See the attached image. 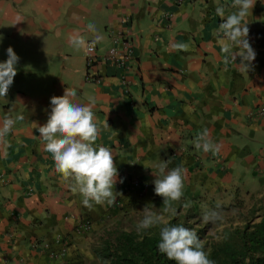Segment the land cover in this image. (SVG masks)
<instances>
[{"label":"crops","instance_id":"obj_1","mask_svg":"<svg viewBox=\"0 0 264 264\" xmlns=\"http://www.w3.org/2000/svg\"><path fill=\"white\" fill-rule=\"evenodd\" d=\"M232 3L0 0V62L9 46L19 57L7 96L0 97V126L5 117L15 120L0 138V264H81L90 239L76 232L81 220L91 221L93 234L129 231L144 207L167 218L153 183L163 160L185 170L174 207L198 196L217 201L264 192V114L257 113L264 108V0L245 18L256 53L248 72L238 60L224 63L217 39L215 9L228 14ZM126 28L134 44L126 67L99 58L86 70L87 41H96L102 55ZM77 35L84 40L79 48L70 42ZM94 74L99 80L86 78ZM65 90H75L73 102L92 104L100 127L94 147L114 155L118 193L111 205L86 208L32 128V121L46 123L50 98ZM204 130L220 146L215 155L194 146Z\"/></svg>","mask_w":264,"mask_h":264},{"label":"clouds","instance_id":"obj_2","mask_svg":"<svg viewBox=\"0 0 264 264\" xmlns=\"http://www.w3.org/2000/svg\"><path fill=\"white\" fill-rule=\"evenodd\" d=\"M256 0H233L235 11L228 14L222 6L215 11L221 22L217 30V39L224 54V63L239 61L241 70L249 71L255 59V51L251 47L248 35L249 28L246 17L251 14ZM19 21V20H18ZM89 30L94 26L89 24ZM71 44L79 48L84 40L77 36L70 38ZM95 43V41H93ZM174 49L185 50L184 44H174ZM7 59L0 62V97H6L17 74L18 55L9 46L6 49ZM239 58V59H237ZM75 90H65L62 96L50 98L51 111L46 123L38 124L32 121V128L39 133L43 150L53 159L54 167L64 180H71V191L82 196V204L92 208L93 204L111 205L116 199L114 186L118 179V170L114 163L113 153L104 146L94 147L99 138L100 127L94 119L92 104L73 102ZM23 119V117H17ZM15 124L11 117H5L0 126V138L10 133ZM105 126H108L105 121ZM197 150L205 153L219 152L220 146L212 141L207 130H204L194 140ZM171 160H163L156 165L154 193L163 198V211L174 218L179 208L173 206L183 196L184 168L177 166L169 169ZM122 183V179L120 180ZM138 182V180H137ZM191 207L190 202L182 204L185 214ZM221 205L217 204L216 209ZM169 218L168 220H170ZM223 216L215 209L205 212L202 220L205 224L221 221ZM259 221V220H258ZM159 227L158 251L175 264H215L204 250L197 232L183 225H173L164 216L148 207L143 208V218L137 223L138 232ZM92 229V224H91Z\"/></svg>","mask_w":264,"mask_h":264},{"label":"trees","instance_id":"obj_3","mask_svg":"<svg viewBox=\"0 0 264 264\" xmlns=\"http://www.w3.org/2000/svg\"><path fill=\"white\" fill-rule=\"evenodd\" d=\"M259 221L248 220L236 230L237 243H213L204 250L215 264H264V206ZM173 225L190 228L186 220L176 216L168 220ZM159 227L145 231H109L96 252L94 264H175L158 251ZM209 249V250H207Z\"/></svg>","mask_w":264,"mask_h":264},{"label":"rangeland","instance_id":"obj_4","mask_svg":"<svg viewBox=\"0 0 264 264\" xmlns=\"http://www.w3.org/2000/svg\"><path fill=\"white\" fill-rule=\"evenodd\" d=\"M190 203L191 207L187 210V214H185L182 205L178 204L179 212L176 217L181 221L186 220L187 225L190 229L197 232L203 244L209 247L210 244H222L223 241L237 243L236 230L242 228L248 220L257 222L260 219L261 207L264 206V192L260 195L235 193L223 196L217 201L207 196H198L191 200ZM217 204L221 205L220 209H216ZM213 209L219 211L223 219L216 223L205 224L202 220L203 214ZM169 218L172 217L168 215L164 219L168 221ZM92 230L93 228L86 232L88 235H85L86 233L82 234L86 238L90 236V239L85 242L87 248L86 251L84 250L85 254L81 257V264H94L96 252L101 248L107 233L116 229L110 228L97 233L94 231L91 234ZM130 230L138 232L136 227H130Z\"/></svg>","mask_w":264,"mask_h":264},{"label":"built area","instance_id":"obj_5","mask_svg":"<svg viewBox=\"0 0 264 264\" xmlns=\"http://www.w3.org/2000/svg\"><path fill=\"white\" fill-rule=\"evenodd\" d=\"M176 3H181L182 0H175ZM127 17L122 19V22L125 23ZM89 40L86 43L85 48V65L86 70L92 68L94 64L98 61L99 58L103 60L113 61L119 67H126V63L132 58L134 52V44L130 35L128 28L123 29L120 34H117L112 38L111 45L107 48L106 52L102 55L97 54V44L96 41ZM88 80L97 81L99 76L94 74L87 75ZM257 113L260 115L264 114V108L257 110ZM131 184H138L137 180L130 182ZM91 229V221L89 219H83L77 226L76 232L79 235H82Z\"/></svg>","mask_w":264,"mask_h":264}]
</instances>
